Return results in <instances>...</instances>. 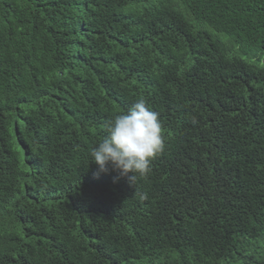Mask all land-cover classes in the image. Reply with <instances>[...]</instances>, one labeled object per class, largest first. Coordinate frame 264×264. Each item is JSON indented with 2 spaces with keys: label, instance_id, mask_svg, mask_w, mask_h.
Returning a JSON list of instances; mask_svg holds the SVG:
<instances>
[{
  "label": "trees",
  "instance_id": "1",
  "mask_svg": "<svg viewBox=\"0 0 264 264\" xmlns=\"http://www.w3.org/2000/svg\"><path fill=\"white\" fill-rule=\"evenodd\" d=\"M141 98L133 186L89 153ZM0 264H264V0H0Z\"/></svg>",
  "mask_w": 264,
  "mask_h": 264
},
{
  "label": "clouds",
  "instance_id": "2",
  "mask_svg": "<svg viewBox=\"0 0 264 264\" xmlns=\"http://www.w3.org/2000/svg\"><path fill=\"white\" fill-rule=\"evenodd\" d=\"M104 128L106 135L91 148L89 162L97 165L98 173L107 172L109 166L119 170L135 186L150 174L152 160L165 150L159 114L141 98L107 120ZM147 198L146 193L140 194V199Z\"/></svg>",
  "mask_w": 264,
  "mask_h": 264
}]
</instances>
